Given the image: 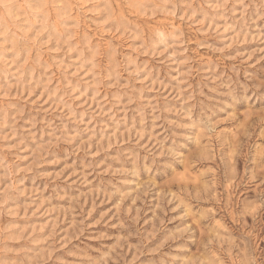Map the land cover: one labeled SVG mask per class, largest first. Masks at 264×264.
Listing matches in <instances>:
<instances>
[{
    "label": "rangeland",
    "instance_id": "1",
    "mask_svg": "<svg viewBox=\"0 0 264 264\" xmlns=\"http://www.w3.org/2000/svg\"><path fill=\"white\" fill-rule=\"evenodd\" d=\"M0 264H264V0H0Z\"/></svg>",
    "mask_w": 264,
    "mask_h": 264
}]
</instances>
